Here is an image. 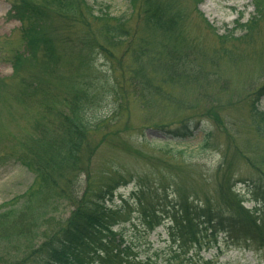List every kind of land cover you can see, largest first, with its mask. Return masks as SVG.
I'll list each match as a JSON object with an SVG mask.
<instances>
[{"label": "trees", "instance_id": "trees-1", "mask_svg": "<svg viewBox=\"0 0 264 264\" xmlns=\"http://www.w3.org/2000/svg\"><path fill=\"white\" fill-rule=\"evenodd\" d=\"M168 1L172 0H128L130 18L103 11L95 16L87 0H47L40 5L16 0L12 5L10 18L19 21L24 41L23 50L13 57L12 77L21 81L12 92L0 80V94L13 93L21 105L37 112L33 136L13 153L34 175V182L26 194L0 211V264H146L121 229L129 218V204L114 205L118 190L132 184V199L146 236L168 223L174 244L184 251L201 249L205 239H215L220 232L264 243V219L245 209L233 182L235 162L242 160L253 173L244 181L245 196L264 207V111L258 106L264 86L249 104L252 138H241L237 123L214 109L202 115L227 140L217 152L212 196L200 198L176 179L156 189L147 174L125 172L116 163L100 171L95 167L100 146L110 140L129 151L121 133H128L130 127L113 130L125 116L129 99L143 108L154 102L181 107L164 87L187 88L204 76L190 59L193 49L182 52L189 43L183 30L186 14ZM192 1L200 14L204 0ZM253 6L255 14L246 23L243 17L236 22L243 37L234 38L232 32L220 39L253 42L264 21V0H254ZM61 25L69 28L65 37ZM78 27L81 34H76ZM124 47L129 65L122 67L121 77L111 79L98 69V56L116 61V51ZM27 68H40L41 73L25 78ZM169 132L173 138L193 136L187 123ZM97 137L101 140L95 145ZM211 140L209 132L200 151L205 152ZM161 151L170 159L163 166L171 173L194 168V151L167 146Z\"/></svg>", "mask_w": 264, "mask_h": 264}, {"label": "rangeland", "instance_id": "rangeland-1", "mask_svg": "<svg viewBox=\"0 0 264 264\" xmlns=\"http://www.w3.org/2000/svg\"><path fill=\"white\" fill-rule=\"evenodd\" d=\"M15 1L0 0V80H5L12 92L19 89L21 81L12 77V60L16 52L23 50L24 46L21 25L19 21L10 18ZM33 1L40 5L47 0ZM253 1L204 0L199 6L200 14L195 11L192 0L168 1L176 5V10H183L186 14L183 30L189 43L186 47H182V52L186 53L189 52V48L193 49L190 59L196 61L197 64L193 65L199 67L204 76H201L198 83L187 88L172 85L164 87L167 94L182 103L181 107L178 103L175 104L176 106H171L165 102H154L149 107L143 108L142 105L129 99L125 116L113 130L121 132L127 124L132 132L129 130L128 133H121V138L128 144L129 151H138L140 155L124 150L120 143L110 140L99 148L95 159L97 170H103L107 165L116 163L125 172L147 174L150 176L149 180L153 181L151 186L156 189L167 187L168 183L176 179L200 198L214 194L216 180L212 176L219 162L217 152L219 148L226 147L227 140L214 129L215 124L202 118V115L208 109H214L222 118L232 119L237 123L241 138H252L253 133L249 129L251 123L249 104L264 86V21L250 44L232 40L224 42L220 39L232 32H235L234 38L243 37L244 33L236 29V22L243 17V23H246L255 14ZM87 2L94 9L95 16L102 11L110 14L111 17L126 15L130 18L132 14L128 0H87ZM133 20L135 26L137 19ZM61 27L63 36H67L66 31L69 28L63 25ZM92 29H96L93 24ZM75 31L76 34H81L82 29L78 27ZM115 55L116 61L108 60L102 54L97 60L98 69L111 79L121 77L122 67L129 65L126 47L118 49ZM66 68L68 67L65 64V71ZM40 73V68H27L22 75L28 78ZM258 106L260 111H264V99ZM36 116V110L21 105L14 98L13 93L4 91L3 95L0 94L1 212L4 211L6 204L22 197L33 185L34 175L13 158V153L33 136L32 127ZM184 123L192 128L193 136L187 139L171 137L169 131L182 128ZM209 132L212 133L213 138L211 145L205 152L200 151L204 137ZM100 140V137L95 138V145ZM165 146L168 149L194 151L192 156L194 168L190 167L192 169L179 174L165 169L163 165L170 160L161 151ZM233 173L235 194L244 200L246 210L255 211V217L263 220L264 207L260 206V208L250 201L249 196H245L247 188L244 181H248L253 176L252 171L244 161L237 160ZM133 189L132 184L118 190L114 205L119 207L122 201L129 204L127 210L129 218L121 229L124 230L125 239L135 246L140 261L146 264H202V262L264 264V243L247 242L242 238L238 240L229 232H220L215 239L211 237L205 239L201 249L197 247L186 251L174 244L168 223L146 236L141 214L132 199ZM170 193L171 189L168 188V194Z\"/></svg>", "mask_w": 264, "mask_h": 264}]
</instances>
